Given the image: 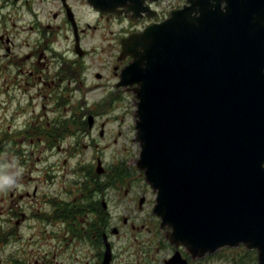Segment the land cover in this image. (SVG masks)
Here are the masks:
<instances>
[{
	"label": "water",
	"instance_id": "1",
	"mask_svg": "<svg viewBox=\"0 0 264 264\" xmlns=\"http://www.w3.org/2000/svg\"><path fill=\"white\" fill-rule=\"evenodd\" d=\"M121 42L117 85L136 92L138 167L168 236L197 256L245 244L264 264V0H187Z\"/></svg>",
	"mask_w": 264,
	"mask_h": 264
},
{
	"label": "flooded vegetation",
	"instance_id": "2",
	"mask_svg": "<svg viewBox=\"0 0 264 264\" xmlns=\"http://www.w3.org/2000/svg\"><path fill=\"white\" fill-rule=\"evenodd\" d=\"M162 3V0H145L141 4L142 9L138 12L122 6L118 8V13H103L97 11L90 0H0V9L10 10L11 13L8 15L12 20V28L7 32L0 33V48L4 47L6 50L4 66L8 67V64H14L19 68L16 69L19 72L27 67L26 70L23 69L26 72L24 80L13 74V84L15 87L21 88L26 81L36 87L35 90L23 89L18 94V101L23 99V102L17 103V106L21 104L24 109L17 111L20 115L11 118L14 126L8 124L10 138L16 139L18 144L14 153L10 154L8 161L15 160L26 165L42 164L40 171L43 172V177H39L38 180L42 185L35 184L32 189L27 186L28 188L19 194L16 187H13L10 196H12L11 198L18 196L20 199L30 198L31 195L35 197L32 199L35 203L32 206L34 209L32 214L39 215L41 221L38 235L48 238L57 233L55 237L58 239L56 243L61 257L58 260L56 259L57 253L49 255L47 252L36 256L32 253L33 251L27 250L23 251L27 264H167L175 256L178 261L174 264H210L214 258L215 254L194 256L184 245H176L168 236L173 229L171 227L163 228L160 217L154 213L156 200L149 209L140 205L144 212L140 216L139 214L127 216L117 223L118 225L124 222V226L127 227V235L122 237V230L110 220L111 217L106 210L107 203L104 201L102 205L101 203L97 205L96 202L93 204L90 201V187L94 186L91 175L88 177V173H85L84 180L81 178L79 182L76 181L77 177L69 178L61 189L53 190L57 177L56 170L53 169L56 165L55 153L52 150L55 144L49 140L53 135L58 136L68 132L67 128H64V123L59 125L60 122H58L64 111L61 108L64 94L59 81L63 76L72 81L79 75L72 70L79 66L82 59L91 56L94 47H84V39L89 37L97 27V21L100 24L104 19H114L121 24L119 32L114 33L113 42L109 43L110 52L113 46L121 51V40L124 36L141 31L148 24L160 22L170 15L171 10ZM176 3L177 7L182 8L187 4V0H177ZM80 4L88 6L92 12L96 13L91 20L85 19V16L87 17L85 8L83 11L86 12V15L82 14L83 19H81L78 7ZM16 18L26 19V24L23 27L27 31L25 36L33 37L32 41H28L27 38L24 50H21L20 42L18 44L15 40L20 33L17 31L20 26L16 25ZM0 20H3V15ZM59 37L71 39L74 56L64 54L61 49L56 47ZM77 43L80 47L79 50L76 49ZM119 50L117 54L119 60H116L115 65L112 66L113 74L117 78H119L121 69L131 60L129 56L120 60L119 53L121 52ZM89 62L88 66H91L92 62ZM84 76H87V79H90L89 76H95L97 82L93 84L100 86L108 85L105 81L109 79L110 75L105 77V73L102 74V71L92 73L88 70ZM90 82L93 81L90 80ZM75 83L77 84L78 81ZM52 102H56V104L49 105ZM79 109L76 112V117L81 114L77 120L78 131L89 133V129L92 127L86 126L83 117L91 115L87 110L80 113ZM21 116L25 117L24 121L20 119ZM61 121H65L64 117ZM0 128L2 132L4 125ZM1 137L0 142L5 136ZM44 139L49 142L40 148V142ZM43 149L47 151L43 152ZM49 153L52 155L48 156ZM115 178L118 177L115 176ZM86 182H88L87 185ZM144 200L143 196L141 201L148 203V199ZM17 205L23 213L25 208H20V204ZM18 208L15 207V209ZM13 214L15 215L16 211ZM148 218L153 221L147 222ZM57 221L58 223L62 222L64 227L61 223L56 224ZM36 225L38 226V224L33 226ZM47 227L52 229L49 233H46ZM35 241L37 238L30 244ZM240 249L247 251L243 247ZM250 251L256 254L257 259V252ZM167 255H170V258H166ZM237 261L235 259L233 262L237 263ZM3 264L18 263L9 260L4 261Z\"/></svg>",
	"mask_w": 264,
	"mask_h": 264
},
{
	"label": "rangeland",
	"instance_id": "3",
	"mask_svg": "<svg viewBox=\"0 0 264 264\" xmlns=\"http://www.w3.org/2000/svg\"><path fill=\"white\" fill-rule=\"evenodd\" d=\"M78 7L80 8L79 15L81 19H83L82 14L86 15L83 8L87 10V17L85 16V19L91 20L96 14L86 5L82 6L80 4ZM9 13L11 11L8 9H0V17L3 15V20H0V33L7 32L12 28V20L8 15ZM25 20V18L15 19L16 25L20 26V29L17 30L20 33L15 40L18 44L20 42L19 46H21V50L26 49L27 38L28 41L33 40V37L25 36L27 34V31L23 29L26 24ZM96 25L97 27L90 36L84 39V47H94L91 56L82 59L79 62V66L72 70L79 75L75 79H72V81H69V78L66 76H63L59 81L64 94L61 104L62 111L63 109L64 111L59 121L58 119L56 121L60 122L59 125L64 123V128H67L68 132H64L58 136L52 134L53 136L49 140L55 144L52 150L55 153L54 159L56 165L53 169L56 170L57 177L53 190L57 188L61 189L69 178L77 177L76 181L78 182L81 181V178L84 180L85 173H88V177L91 175L94 181V186L90 187V201L93 204L96 202L97 205L100 203L102 205L104 201L107 203L106 210L109 212L111 222L115 223L122 230L121 236L125 237L127 235V227L124 226V222L118 225L117 223L123 220L124 217L136 214L140 216V214L144 213L142 207L149 209L155 203L156 193L152 189V185L146 180L145 173L138 167L141 146L136 139L138 102L136 92L133 90V85L131 84L117 87L116 83L119 82L121 74L117 78L112 71V66L115 65L116 60H119L117 57L119 49L113 46L110 52L109 43L113 42L114 33L119 32L121 24L114 19H104L100 24L97 21ZM71 44V39L59 37L57 38L56 47L61 49L64 54L74 56L75 52L71 49ZM81 49H83L82 46ZM5 52V48L1 47L0 126L4 125V130L1 132L0 128V139L2 138L1 136H5V138L0 142V165H6L9 172L17 174V184L15 187L19 194L20 192H24L28 187L32 189L35 184L42 185L38 181L39 177H43V172L40 171L42 164L26 165L15 160L8 161L9 156L14 153V149L18 146L16 139L10 138L8 124L14 126L11 118L20 115L17 111L24 109V106L21 104L17 106V103L23 102V99L18 101V94L23 89L35 90L36 87L31 86L26 81L21 88L15 87L12 80L13 74H16L19 79L24 80L26 72L23 69L26 70L27 67L22 69L23 72L16 70L19 68L11 63L8 64V67H5ZM125 57L120 56V60ZM87 60L92 62L91 66H88L90 62H87ZM87 67H89L88 70L92 73L102 71V74L103 72L105 73V77L110 75L109 79L105 81L108 85H94L93 83L97 82L95 76H89L90 79L84 76L86 71H88ZM90 80L93 82H90ZM75 81H78V83L76 84ZM52 104H56V102H52L49 105ZM81 105L82 107L80 108ZM78 109L80 113L87 110L93 117L92 123L88 119L89 116L85 115L83 117L86 126L92 127V129H89V133L78 131L77 120L81 115L79 114L76 117ZM63 117L64 122L61 121ZM20 119L24 121L25 117L21 116ZM49 141H46V139L42 140L40 148ZM46 151L43 149V152ZM43 152L39 153L42 154ZM50 155L52 154L49 153L48 156ZM98 159L99 162L97 163ZM114 175L118 178H115ZM85 184L87 185L88 182ZM12 189L0 191V229L5 235V239H1L0 237V264L9 260L18 264H27L23 256V251L27 250L33 251L32 253L36 256L38 254L43 255L46 252L49 255L57 253L56 259L60 260L61 257L56 243L58 239L55 237L57 233L48 238L38 235L41 221L39 215L32 214L34 210L32 206L35 204L32 199H35V197L31 195L30 198L25 197L20 199L16 195L17 197L11 198L10 191ZM143 196L145 200L148 199V203L147 201H141ZM17 204L21 205L20 208H25L23 213H21ZM15 207L18 209H15ZM15 211L16 214L14 215ZM91 216L89 217L91 218ZM152 221L150 218L147 220V222ZM59 223L64 227L62 222L59 221ZM34 224H38V226L34 227ZM51 230L50 227H47L46 233H49ZM36 238L37 241L30 244ZM10 255H12L11 259ZM222 256L224 258H220ZM165 257L170 258V255ZM235 259L238 260L237 263L233 262ZM254 263L258 264V257L256 259L254 252L250 254L248 251L241 250L240 248H227L217 252L210 264Z\"/></svg>",
	"mask_w": 264,
	"mask_h": 264
},
{
	"label": "clouds",
	"instance_id": "4",
	"mask_svg": "<svg viewBox=\"0 0 264 264\" xmlns=\"http://www.w3.org/2000/svg\"><path fill=\"white\" fill-rule=\"evenodd\" d=\"M17 184V174L9 172L6 165H0V191H7Z\"/></svg>",
	"mask_w": 264,
	"mask_h": 264
},
{
	"label": "trees",
	"instance_id": "5",
	"mask_svg": "<svg viewBox=\"0 0 264 264\" xmlns=\"http://www.w3.org/2000/svg\"><path fill=\"white\" fill-rule=\"evenodd\" d=\"M0 237H1V239H5V235H4V233H3V231H1V229H0Z\"/></svg>",
	"mask_w": 264,
	"mask_h": 264
}]
</instances>
